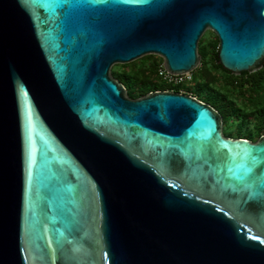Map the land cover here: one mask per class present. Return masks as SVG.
Instances as JSON below:
<instances>
[{
	"label": "water",
	"instance_id": "water-1",
	"mask_svg": "<svg viewBox=\"0 0 264 264\" xmlns=\"http://www.w3.org/2000/svg\"><path fill=\"white\" fill-rule=\"evenodd\" d=\"M207 30L264 66V0H0V264H264V134L112 75L190 74Z\"/></svg>",
	"mask_w": 264,
	"mask_h": 264
},
{
	"label": "trees",
	"instance_id": "trees-1",
	"mask_svg": "<svg viewBox=\"0 0 264 264\" xmlns=\"http://www.w3.org/2000/svg\"><path fill=\"white\" fill-rule=\"evenodd\" d=\"M209 32L214 34L212 31ZM204 36L205 34L200 38L198 52L202 50L204 54L209 55L208 61L199 53L202 61L200 67L191 73L190 89L198 99L220 112L223 117L224 134L256 140L264 134V66L252 73L233 75L216 62L215 47L218 45L216 35L214 34L215 41L212 45L210 42L203 44ZM209 46L214 47V50L208 52ZM148 56L157 57L160 63L155 60L154 64L135 60L112 67V75L123 83L128 96L136 98L150 91L171 88L175 92L180 91L185 81L172 86L159 79L156 68L162 64V59L156 55ZM217 73L225 79L219 80L216 77Z\"/></svg>",
	"mask_w": 264,
	"mask_h": 264
},
{
	"label": "rangeland",
	"instance_id": "rangeland-1",
	"mask_svg": "<svg viewBox=\"0 0 264 264\" xmlns=\"http://www.w3.org/2000/svg\"><path fill=\"white\" fill-rule=\"evenodd\" d=\"M210 31V30H209ZM205 32L204 34H205V36H204V42H203V44H206L207 42H210V45H212L213 44V42L215 41V38H214V34H212V33H210V32ZM212 47V46H211ZM210 46H209V48H208V52H210V50L211 49H213L214 50V47L213 48H211ZM217 49H218V45L215 47V50L217 51ZM200 54H202V56H204V60L206 61H208V57H209V55H206V54H204V51H202V50H200V52H199ZM206 55V56H205ZM154 60L155 61H158V63H160V60L157 58V57H150V56H148V55H146V56H143V57H141L140 59H137V61H141V62H143V61H146V62H148V63H152V64H154ZM201 61H202V58L200 59V62L198 63V65H197V67L194 69V70H196L198 67H200V65H201ZM210 67H212V64H210ZM193 70V71H194ZM192 71V72H193ZM191 72V73H192ZM216 77L220 80V78H221V80H222V78L223 79H225L224 77H222L219 73H217L216 74ZM191 75H190V77L189 76H185L184 77V79H185V82H184V84H183V86H181L180 87V92H182V93H185V94H189V95H192V96H194V97H196L195 95H194V93L191 91V89H190V81H191ZM226 124H227V122H225V126H226ZM252 141H254V140H252Z\"/></svg>",
	"mask_w": 264,
	"mask_h": 264
},
{
	"label": "built area",
	"instance_id": "built-area-1",
	"mask_svg": "<svg viewBox=\"0 0 264 264\" xmlns=\"http://www.w3.org/2000/svg\"><path fill=\"white\" fill-rule=\"evenodd\" d=\"M156 74H157L159 79H161L162 81H164L167 84H171L172 86L177 85V84H182L185 81L184 77L185 76H189L190 77V75H191V73L190 74H185V75H172V74L168 73L164 69L162 64H159L157 66ZM166 91L175 92L174 89H172V88L171 89H166ZM178 92H180V91H178Z\"/></svg>",
	"mask_w": 264,
	"mask_h": 264
},
{
	"label": "flooded vegetation",
	"instance_id": "flooded-vegetation-1",
	"mask_svg": "<svg viewBox=\"0 0 264 264\" xmlns=\"http://www.w3.org/2000/svg\"><path fill=\"white\" fill-rule=\"evenodd\" d=\"M226 135V134H225Z\"/></svg>",
	"mask_w": 264,
	"mask_h": 264
}]
</instances>
